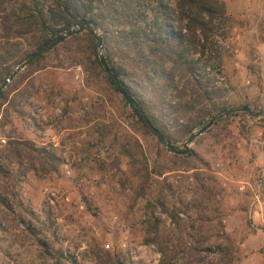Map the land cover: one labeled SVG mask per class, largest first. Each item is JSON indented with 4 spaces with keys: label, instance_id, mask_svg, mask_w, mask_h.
I'll list each match as a JSON object with an SVG mask.
<instances>
[{
    "label": "trees",
    "instance_id": "16d2710c",
    "mask_svg": "<svg viewBox=\"0 0 264 264\" xmlns=\"http://www.w3.org/2000/svg\"><path fill=\"white\" fill-rule=\"evenodd\" d=\"M233 23L222 0H0V86L54 38L81 25L30 62L26 67L33 71L30 75L19 73L0 92V129L4 133L0 140V245H24L31 236L53 264H77L74 257L71 260L64 253L50 251L52 241L43 235L51 226L52 212L37 209L31 199L27 204L25 198L26 188L37 181L60 177L64 159L55 149L48 151L26 137L27 130L17 125L31 124L37 132L54 125L56 119H41L43 105L38 95L45 94L43 98L52 104L57 95L52 90L41 91L47 77L39 74L81 68L87 75L86 84L92 88L103 85L116 93L129 117L123 137L112 135L103 121L88 125L85 133L90 142L107 138L113 142L117 152L113 162L119 173L104 165V159L97 160L89 172L109 185L110 200L128 206L130 229L136 227L134 219L140 221L144 234L139 243L157 246L163 256L160 264H178L180 258L191 263L189 260L203 253L207 260L212 253L218 256L208 264L213 260L237 264L240 249L226 224V189L212 173L211 159L217 155L235 163L237 138L223 123L234 122L240 115L254 119L258 113L252 106L229 101L228 87L222 85L227 79L223 56H232L236 47ZM99 40L111 72L101 62ZM19 41L24 42L22 47ZM214 61L216 69L211 65ZM114 76L173 148L164 145L139 117L121 95ZM214 118L212 126L192 141L198 148L186 151L184 143ZM247 121L240 126L249 132ZM154 147L166 151V156L155 155ZM83 151L88 157L93 155V149ZM97 184L100 188L102 181ZM96 194L83 193L90 208L97 202ZM137 204L139 217L134 213ZM215 220L223 240L203 247L208 243L204 226ZM168 222L177 227H169ZM256 228L247 226L241 244ZM189 240H194L193 245ZM127 251L120 249L105 264H132Z\"/></svg>",
    "mask_w": 264,
    "mask_h": 264
},
{
    "label": "rangeland",
    "instance_id": "374dc122",
    "mask_svg": "<svg viewBox=\"0 0 264 264\" xmlns=\"http://www.w3.org/2000/svg\"><path fill=\"white\" fill-rule=\"evenodd\" d=\"M222 1L226 3L234 19L233 32L236 37L233 55L223 56L224 74L227 79L222 85L228 87L229 101L239 106H252L256 112H260L264 110V0ZM19 43L22 47L24 42ZM215 63L211 62L213 69H216ZM23 72L24 76H28L33 71L25 68L20 73ZM39 75L46 76L48 83L40 86L41 91L52 90L54 95H57L53 104L43 98L45 94L38 95L43 105L40 110L41 119H56L55 123L44 132H37L31 124L19 123L17 126L20 130H27L26 137L35 139L48 151L55 149L64 159L60 177L37 181L34 187L25 190L27 204L31 199L38 206L37 209L43 210L45 207L47 211L52 212L51 226L43 235L52 241L50 251L57 252L56 255L64 253L65 257L71 260L75 258L77 264H105L120 249H128L132 264H160L163 256L158 247L139 243L144 234L140 221L134 219L136 227L130 229L126 220L129 216L128 206L123 205L120 200H110L107 192L109 185L98 177L92 178L89 172L97 160L104 159V165L112 166L113 173H119V168H116L117 165L113 162L117 152L111 139L90 142L85 131L93 122L103 121L109 129L111 128L112 135L119 134L123 137L124 123H127L129 117L124 114L120 98L103 85L94 88L88 86L87 75L81 68L55 71L50 69ZM27 83L28 80L23 85ZM93 101L97 104L94 105ZM254 114V119L240 115L234 122L223 123L231 130L232 137L237 138L235 163H231L229 159L223 160L222 156L211 158L214 167L212 173L226 189V224L240 249V261L237 264H264V230L260 229V233L249 236L245 243L241 244L246 237L248 225L264 227V120L260 119L262 116ZM246 119L249 120V132L240 126V123L246 124ZM10 129L7 128V131ZM80 130L83 133L79 136L77 133ZM40 134L43 136L42 140L38 139ZM3 135L0 129V140ZM189 147L194 149L198 148V145L192 142ZM88 148L93 149V155L90 157L83 151ZM153 152L155 155L159 152L158 157H165L167 153L160 147H154ZM219 154L221 155V151ZM98 181H102L100 188H96ZM116 188H119V185ZM98 189L100 192L96 194ZM83 193L93 194L92 196L96 194L97 202L93 203L91 208L87 204L88 199L83 198ZM97 206L100 207L99 210L96 209ZM140 208L137 204L134 210L138 217ZM97 213L99 215L96 217ZM43 216L46 217L45 214ZM167 225L177 227L172 222ZM219 226L216 220L204 226L208 232V243H204L203 247L223 240ZM193 243L194 240H189L190 245ZM3 247L8 255L4 254ZM206 255L207 253H203L189 260L191 263L180 258L178 264H208L212 262V257L218 258L212 253L211 260H207ZM53 261L31 236L24 245L10 242L0 245V264H53ZM213 261L212 264L217 263L216 260Z\"/></svg>",
    "mask_w": 264,
    "mask_h": 264
},
{
    "label": "water",
    "instance_id": "95a60500",
    "mask_svg": "<svg viewBox=\"0 0 264 264\" xmlns=\"http://www.w3.org/2000/svg\"><path fill=\"white\" fill-rule=\"evenodd\" d=\"M78 28H81V25H78V26H75L73 29L69 30L68 32L64 33V34H61L59 35L58 37L54 38L48 45H46L45 47H43L38 53H36L35 55H33L28 61H25L23 62L22 64H20L14 71L13 73L4 81V83H2V85L0 86V92L3 91L7 85L9 83H11L15 77L22 71L24 70L28 64L34 60H36L37 58H39L40 56H42L46 50L48 49L49 45L50 44H53L55 41H57L58 39L60 38H63V37H66L69 33L71 32H74L76 29ZM93 31V30H92ZM94 32V31H93ZM99 43H100V50H99V55H100V59H101V62L103 64V66L106 68V70L108 72H111V68L109 67L106 59H105V56H104V47H103V44H102V41L99 40ZM114 78L116 79V83L118 85V89L121 93V95L132 105L135 107L136 109V112L137 114L139 115L140 118H142L144 120V122L149 126L151 127L155 134L157 135V137L159 138V140L164 144L166 145L167 147L169 148H173L174 146L172 145V143L156 128L154 127V125L151 123V121L149 120V118L145 115V113L142 111V109L136 107V102L135 100L133 99V97L125 90V88L121 85L119 79L114 76ZM245 111H248L250 112L251 111V108L250 107H245L243 108ZM257 115L259 116H264V110L260 111L257 113ZM215 121V118L208 124L206 125L205 127H203L201 130H199L197 133H194L189 139L188 141L185 143V148H186V151H189L190 150V143H192V141L199 135L203 134L205 132V130L207 128H209L210 126H212V124L214 123Z\"/></svg>",
    "mask_w": 264,
    "mask_h": 264
},
{
    "label": "crops",
    "instance_id": "0c3cea01",
    "mask_svg": "<svg viewBox=\"0 0 264 264\" xmlns=\"http://www.w3.org/2000/svg\"><path fill=\"white\" fill-rule=\"evenodd\" d=\"M259 201H260V200H259ZM257 213H258V212L256 211L255 214H257ZM255 219H256V215H255ZM255 222H257V221H255ZM256 224H258V223H256ZM263 224H264V223H263ZM255 226L257 227V228H256V229H257V232H256L255 234L260 233V228H258V227H260V225H255ZM261 230H264V227H262ZM255 234L251 235V237L254 236ZM251 237H250V238H251ZM250 238H249V239H250Z\"/></svg>",
    "mask_w": 264,
    "mask_h": 264
}]
</instances>
